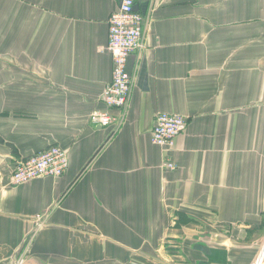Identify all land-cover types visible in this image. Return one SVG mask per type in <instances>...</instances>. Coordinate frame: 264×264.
Masks as SVG:
<instances>
[{
    "label": "crops",
    "instance_id": "1",
    "mask_svg": "<svg viewBox=\"0 0 264 264\" xmlns=\"http://www.w3.org/2000/svg\"><path fill=\"white\" fill-rule=\"evenodd\" d=\"M119 2L0 0V264H250L264 241V0H136L134 84L105 127L90 116L106 109ZM161 112L188 119L171 149L152 140ZM51 145L67 171L14 185L16 161Z\"/></svg>",
    "mask_w": 264,
    "mask_h": 264
},
{
    "label": "built area",
    "instance_id": "2",
    "mask_svg": "<svg viewBox=\"0 0 264 264\" xmlns=\"http://www.w3.org/2000/svg\"><path fill=\"white\" fill-rule=\"evenodd\" d=\"M136 0H120L117 10L109 19L108 51L113 59V72L110 83L103 89L101 101L106 109L91 114V123L110 126L113 121L112 110H123L128 105L134 84V75L128 70L131 54L143 47L144 17L136 11ZM188 126V119L177 113L161 112L157 116L152 140L162 148L171 149L177 137ZM69 167V155L60 145L49 148L29 157L18 159L12 176L14 185L26 184L42 177H61ZM164 167L175 170V162L167 161ZM47 214L35 216L37 227L46 221ZM258 259L253 264H258ZM23 263V259L19 264ZM260 264H264V259Z\"/></svg>",
    "mask_w": 264,
    "mask_h": 264
},
{
    "label": "rangeland",
    "instance_id": "3",
    "mask_svg": "<svg viewBox=\"0 0 264 264\" xmlns=\"http://www.w3.org/2000/svg\"><path fill=\"white\" fill-rule=\"evenodd\" d=\"M136 4V3H135ZM263 247H264V241H263V243L257 248V252H256V254L253 256V259H252V261H251V263L250 264H253L256 260H257V258L259 257V255H260V252H261V250L263 249ZM186 250V249H185ZM176 259V258H175ZM204 259H196V258H194V256H192L191 258H190V260L188 259V261H187V264H203L204 263ZM260 262V260H258V263ZM171 263H173V264H179L180 262L179 261H173V262H171ZM168 264H170V263H168Z\"/></svg>",
    "mask_w": 264,
    "mask_h": 264
},
{
    "label": "water",
    "instance_id": "4",
    "mask_svg": "<svg viewBox=\"0 0 264 264\" xmlns=\"http://www.w3.org/2000/svg\"><path fill=\"white\" fill-rule=\"evenodd\" d=\"M135 10H138V6H137V4L135 5V8H134Z\"/></svg>",
    "mask_w": 264,
    "mask_h": 264
}]
</instances>
